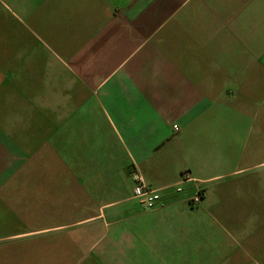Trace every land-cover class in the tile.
Listing matches in <instances>:
<instances>
[{
	"label": "crops",
	"instance_id": "1",
	"mask_svg": "<svg viewBox=\"0 0 264 264\" xmlns=\"http://www.w3.org/2000/svg\"><path fill=\"white\" fill-rule=\"evenodd\" d=\"M262 201L264 0H0V264H229Z\"/></svg>",
	"mask_w": 264,
	"mask_h": 264
},
{
	"label": "rangeland",
	"instance_id": "2",
	"mask_svg": "<svg viewBox=\"0 0 264 264\" xmlns=\"http://www.w3.org/2000/svg\"><path fill=\"white\" fill-rule=\"evenodd\" d=\"M260 205L255 216L245 209L240 217L215 219L221 230L217 227L219 234L208 240L227 252L232 260L229 264H264V202ZM219 253L220 257L225 255Z\"/></svg>",
	"mask_w": 264,
	"mask_h": 264
},
{
	"label": "built area",
	"instance_id": "3",
	"mask_svg": "<svg viewBox=\"0 0 264 264\" xmlns=\"http://www.w3.org/2000/svg\"><path fill=\"white\" fill-rule=\"evenodd\" d=\"M173 127L175 130H178V125L175 124ZM132 175L136 181L134 196L144 202L146 209H154L155 207H157V203L160 198L159 189L149 187L137 170H134L132 172ZM200 198L201 193L199 192L195 197V200H199Z\"/></svg>",
	"mask_w": 264,
	"mask_h": 264
}]
</instances>
